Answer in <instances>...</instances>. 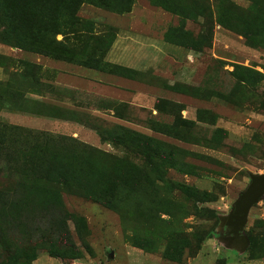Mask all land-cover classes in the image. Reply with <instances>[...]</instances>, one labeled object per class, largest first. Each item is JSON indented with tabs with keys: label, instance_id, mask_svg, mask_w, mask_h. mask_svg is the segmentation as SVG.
I'll return each instance as SVG.
<instances>
[{
	"label": "rangeland",
	"instance_id": "obj_1",
	"mask_svg": "<svg viewBox=\"0 0 264 264\" xmlns=\"http://www.w3.org/2000/svg\"><path fill=\"white\" fill-rule=\"evenodd\" d=\"M26 129L58 138L25 164L36 189L12 173ZM250 173L264 0H0V264H264V197L248 245L227 237Z\"/></svg>",
	"mask_w": 264,
	"mask_h": 264
},
{
	"label": "trees",
	"instance_id": "obj_2",
	"mask_svg": "<svg viewBox=\"0 0 264 264\" xmlns=\"http://www.w3.org/2000/svg\"><path fill=\"white\" fill-rule=\"evenodd\" d=\"M76 5V2H74L73 6H71L74 9V6ZM60 32V31H57ZM28 132L33 133L34 134V143L32 144V146H30V148H34L36 149V151H31L29 150V146H26L24 148H22V150L17 153L16 157H15V165L16 166V170H13L12 173L13 174H18L19 175V180L23 181L25 180L28 184H30V188H34L36 189V186L41 187V185L39 186V182L32 183L29 182V179H31L32 174L34 173L32 168H29L31 166L30 165H25L27 164L29 161L28 159L32 158L35 154H39L42 152L43 149V145L48 144V143H52V142H57L58 138L57 137H51L50 135H43L41 132L38 131H34L31 129H26ZM74 142H78L76 140H74ZM79 145H82L81 143H77ZM44 178V176H43ZM42 178V179H43ZM46 179H51L54 182L57 183H62L65 185L66 189L71 192V193H77L80 194L82 196L88 197V198H92V199H96L97 201L103 203L106 206L109 207H115L114 204L112 202L106 201L103 198H101L91 187L88 183H81V182H73V181H69L67 179V177L62 176V174L57 170H55L54 172H50V176L45 177ZM28 179V180H27ZM35 186V187H34ZM65 236L67 239H69L68 236V232H65ZM73 247L70 250H66L64 252H60V251H55L53 249H51V251H53L54 255H58L59 257L63 258V259H75L81 256L80 251H78L75 247L74 244H72V240L70 241Z\"/></svg>",
	"mask_w": 264,
	"mask_h": 264
},
{
	"label": "water",
	"instance_id": "obj_3",
	"mask_svg": "<svg viewBox=\"0 0 264 264\" xmlns=\"http://www.w3.org/2000/svg\"><path fill=\"white\" fill-rule=\"evenodd\" d=\"M264 197V173H250V182L240 193L229 216L225 218L228 235L232 242L245 248L248 237L245 226L252 206ZM230 235V236H229Z\"/></svg>",
	"mask_w": 264,
	"mask_h": 264
}]
</instances>
